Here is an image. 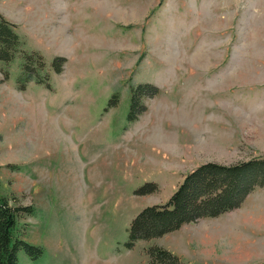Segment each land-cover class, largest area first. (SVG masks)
I'll list each match as a JSON object with an SVG mask.
<instances>
[{
  "label": "rangeland",
  "instance_id": "374dc122",
  "mask_svg": "<svg viewBox=\"0 0 264 264\" xmlns=\"http://www.w3.org/2000/svg\"><path fill=\"white\" fill-rule=\"evenodd\" d=\"M0 14L22 41L0 60V192L33 205L15 235L43 249L20 264H149L179 239L129 246L143 208L204 162L264 156V0H0ZM141 83L158 91L129 121ZM190 223L216 258L191 264H264V187Z\"/></svg>",
  "mask_w": 264,
  "mask_h": 264
},
{
  "label": "trees",
  "instance_id": "16d2710c",
  "mask_svg": "<svg viewBox=\"0 0 264 264\" xmlns=\"http://www.w3.org/2000/svg\"><path fill=\"white\" fill-rule=\"evenodd\" d=\"M15 28L12 22L0 14V60L2 61H11L22 45ZM36 54L34 52V55ZM64 61L65 58L62 57L53 59L52 64L56 72L61 71V64ZM25 68L30 77L36 76V72L31 73L35 69L29 64H26ZM157 91L158 89L150 83H141L132 88L129 121L136 119L139 99L143 95L156 94ZM259 187H264V156L252 157L232 164L204 162L184 176L166 203L146 206L136 215L129 230L132 240L129 246H133L137 240L162 237L180 229L186 223L204 217H218L239 208ZM158 188L157 183L148 182L136 193H154ZM33 212V205H12L9 198L0 192V264H20L18 259L20 248L32 257H38L42 253L43 249L40 246L15 235L20 216ZM149 256V264H190L182 260L179 255L160 246L151 247Z\"/></svg>",
  "mask_w": 264,
  "mask_h": 264
},
{
  "label": "crops",
  "instance_id": "0c3cea01",
  "mask_svg": "<svg viewBox=\"0 0 264 264\" xmlns=\"http://www.w3.org/2000/svg\"><path fill=\"white\" fill-rule=\"evenodd\" d=\"M222 217H223V214L218 216V217H204L202 219H216V220H218V219H221ZM192 224L193 223L184 224V225H182V227L180 229L165 234L164 236H170L171 238H178L179 239L178 245H175L173 247L167 246L165 248H168V249L178 253L181 257H184L186 259L185 262L189 261L187 263H190V264L192 262H190V260H188V258H186L187 257L186 255H189L191 257L196 256L197 258L200 259L199 260L200 263H206L207 261H214V260H208L209 258L216 259L212 255L210 257L209 250L211 249L212 244L210 243L208 238L205 239L204 236L197 237L195 239L194 245L191 242V239H188V240L185 239V235L188 232H190V231H187L186 228L188 226H191ZM164 236H162V237H164ZM159 238H161V237H159ZM177 249H179V250H177ZM180 249H183L185 252H183ZM196 257H194V258H196Z\"/></svg>",
  "mask_w": 264,
  "mask_h": 264
}]
</instances>
